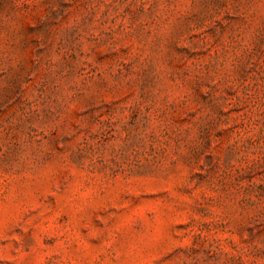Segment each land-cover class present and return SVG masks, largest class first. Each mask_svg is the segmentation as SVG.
Wrapping results in <instances>:
<instances>
[{"label":"rangeland","instance_id":"rangeland-1","mask_svg":"<svg viewBox=\"0 0 264 264\" xmlns=\"http://www.w3.org/2000/svg\"><path fill=\"white\" fill-rule=\"evenodd\" d=\"M0 264H264V0H0Z\"/></svg>","mask_w":264,"mask_h":264}]
</instances>
